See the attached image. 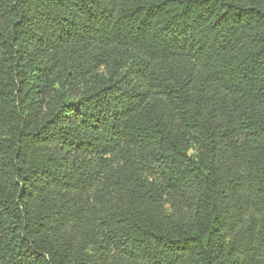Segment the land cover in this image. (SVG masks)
<instances>
[{
    "label": "trees",
    "instance_id": "16d2710c",
    "mask_svg": "<svg viewBox=\"0 0 264 264\" xmlns=\"http://www.w3.org/2000/svg\"><path fill=\"white\" fill-rule=\"evenodd\" d=\"M0 264H264V0H0Z\"/></svg>",
    "mask_w": 264,
    "mask_h": 264
}]
</instances>
